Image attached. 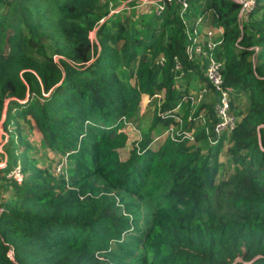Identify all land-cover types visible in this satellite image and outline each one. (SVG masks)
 Wrapping results in <instances>:
<instances>
[{
	"label": "trees",
	"instance_id": "trees-1",
	"mask_svg": "<svg viewBox=\"0 0 264 264\" xmlns=\"http://www.w3.org/2000/svg\"><path fill=\"white\" fill-rule=\"evenodd\" d=\"M128 1L0 0V125L8 135L0 264H264V0L242 26L233 0H162L160 17L151 10L138 23L110 15ZM206 15L224 30L223 89L235 91L233 104L245 99L247 111L215 144L197 126L194 143L167 139L153 149L176 116L187 127L189 112L206 108L217 121L219 93L204 78L208 103L193 106L187 95L189 33ZM162 91L164 102L153 100L152 120L141 126L142 96ZM21 121L68 157L69 182L40 169L25 138L10 135ZM125 123L141 139L123 159ZM17 165L22 184L7 177Z\"/></svg>",
	"mask_w": 264,
	"mask_h": 264
},
{
	"label": "built area",
	"instance_id": "built-area-1",
	"mask_svg": "<svg viewBox=\"0 0 264 264\" xmlns=\"http://www.w3.org/2000/svg\"><path fill=\"white\" fill-rule=\"evenodd\" d=\"M162 1V0H160ZM164 1V0H163ZM165 1H171V0H165ZM239 7V20L242 24L249 20V15L256 9L257 7V1L256 0H233ZM142 2V1H141ZM185 2V0H184ZM159 3V2H158ZM184 6L186 4L184 3ZM156 4H154V9L151 8V10H154L157 17H160L162 10L164 9L163 5H158V8L156 9ZM119 13V12H118ZM209 16V15H206ZM211 27H213L216 30L220 31V34L216 37H213L211 32L204 37L203 41H198L193 44L194 40V28L195 27H201L197 26L196 24L191 27V31L189 33V40L190 44L186 48V53L188 55V61H192L195 58H200L197 55H203L202 58L206 60V68H205V78L206 83L210 84L212 86V89L219 93L217 97V102L213 107V113L217 119V121L214 123L212 119L210 118V115L208 114V109L204 108L200 111H195L192 109L188 114V122L189 126L185 127L183 119L181 117L176 116L174 120V124H171L169 128L159 137L154 139L155 143L160 137L164 136L163 141H166L167 139H171V141L176 143H181L184 141L187 142H194L195 141V131L196 126L205 128L206 135L209 136V140L211 144H215L217 142L218 137L222 135H230L232 132H234L237 128V124L239 122L238 117L235 114V110L233 109L235 105L233 104V97L235 96V91L228 87L226 89H223V70L225 68V64L222 60H219L217 58V49L222 46L223 44V36H224V30L222 27H216L212 24H210ZM92 36V33H91ZM258 49H256L257 51ZM205 51V53H204ZM157 64L159 65H165L166 64V58L164 56H160L157 59ZM176 69L177 71L181 72V76H184V66L182 67V63L177 60L176 62ZM205 90L202 94L199 96L191 97L194 105H200L201 103H206L207 100H209L211 97H208L209 92L206 87H203L200 89V92ZM153 100H157V102L160 104L164 102L165 99V91H162L161 93H156L153 97H150ZM208 103V102H207ZM206 103V104H207ZM6 104V102H5ZM181 108V105H179L176 109H174V112L179 111ZM210 125H212V129H210ZM124 126H127L129 128L135 127L131 123H125ZM2 124L0 125V131H1ZM136 128V127H135ZM137 129V128H136ZM3 131V129H2ZM124 133H127L125 131H122ZM8 140V135L3 132ZM212 134L215 135V138L212 136ZM1 143V141H0ZM7 143V142H6ZM2 147V148H1ZM4 145H0V155L5 154L3 151ZM2 149V150H1ZM2 158V157H0ZM67 162L64 161V163L58 164L54 168H50V172L53 177L60 179L64 178L66 182H69V172L67 168ZM7 166V157L4 155V157L0 161V169H3ZM8 179L18 183L22 184L25 180V176L21 170V166L17 165L7 175ZM67 188H70L67 185ZM9 257H13V252H9Z\"/></svg>",
	"mask_w": 264,
	"mask_h": 264
},
{
	"label": "rangeland",
	"instance_id": "rangeland-1",
	"mask_svg": "<svg viewBox=\"0 0 264 264\" xmlns=\"http://www.w3.org/2000/svg\"><path fill=\"white\" fill-rule=\"evenodd\" d=\"M135 1L136 0H134L133 4L130 1L125 2L124 4H121L118 8L112 7L110 15L120 12L124 16H134L133 19L136 20L135 23H138L137 20L139 19V17L141 15H145L146 13H150L151 8L154 7V4H156L155 8L157 9L158 8L157 3L160 2V0H141L142 2H138V3ZM129 2H130V4H129ZM4 13H5L4 8H1L0 14L2 15ZM102 23H103V21H102ZM243 23H244V21H243ZM210 24H212L211 15L199 16L197 18L196 25L201 26V27L200 28L199 27L194 28L195 37L193 40V44L198 42V41H203L204 37L206 36V34L208 35L209 32H211L213 37H216L217 35L220 34V31L211 27ZM241 26H242V24H241ZM91 38L93 39V41L96 40L94 33H92ZM46 43L48 46V52L50 54H53L52 43L50 41H47ZM204 53H205V51H204ZM197 56L200 58H195L194 60L189 62L191 65V69H190L191 73H190L189 77L194 79V81L191 82V86L189 87V91L187 92V95L191 96V97L199 96L200 94H202L205 91V90H203L200 92V88L205 85V83L202 82L201 78H204V80H206V78H205L206 60L204 58H202L203 55H201V56L197 55ZM55 58L57 59V57H55ZM254 61H255V59H254ZM197 73H198V76L196 75ZM208 97H212V95L209 93ZM152 102H153L152 98L145 96V95L142 96V100H141L140 107H139V117L143 118L140 120L143 123V124H140L141 126H146L152 120V113L154 110V106L153 105L151 106ZM234 104L236 105V111H237V114L239 117L238 120H239L240 116L242 114H245L247 111V107H248L247 102L245 99H241L236 103L234 102ZM2 129L3 128L1 127V131H0L1 143H0V145L3 146L7 142V137L3 133L4 131H2ZM18 129L20 131H18ZM196 129H197V126H196ZM121 131H125L129 135V141L127 142V147L125 149L119 151L121 157L123 159H126L128 154H129V151L141 139V135H140V131L138 129H136L135 127L129 128L127 126H124L123 128H121ZM19 133L21 136H23L25 138L26 142L31 147L32 156L37 160L38 167L40 169H45V168L49 167V170H50V168H54L58 164L64 163V161L67 162V160H68L67 156L57 155L55 153V151H51V150H49L48 147H46L42 136L39 134V132L35 128H32L29 125H27L26 123L21 121L19 123V126L15 125L12 128L10 135L17 137ZM194 136H195V134H194ZM163 139H164V136L160 137L155 143L151 144V148H153V149L159 148L163 144V142H161V141H163ZM208 139H209V136H208ZM194 142H191V143L188 142V144H192ZM229 146L230 145H229L228 140L225 141L223 148H222V151L219 155V161L223 164H226L228 162ZM24 148H25L24 146H21V150H24ZM3 151H4V148H3ZM4 155L5 154H1L0 157L3 158ZM2 158H0V161ZM68 167H69V164L67 163V168ZM228 173H232V171H230ZM11 194H12V191H10L7 194V196H10Z\"/></svg>",
	"mask_w": 264,
	"mask_h": 264
},
{
	"label": "clouds",
	"instance_id": "clouds-1",
	"mask_svg": "<svg viewBox=\"0 0 264 264\" xmlns=\"http://www.w3.org/2000/svg\"><path fill=\"white\" fill-rule=\"evenodd\" d=\"M235 105V104H234Z\"/></svg>",
	"mask_w": 264,
	"mask_h": 264
},
{
	"label": "crops",
	"instance_id": "crops-1",
	"mask_svg": "<svg viewBox=\"0 0 264 264\" xmlns=\"http://www.w3.org/2000/svg\"><path fill=\"white\" fill-rule=\"evenodd\" d=\"M123 150V149H122Z\"/></svg>",
	"mask_w": 264,
	"mask_h": 264
}]
</instances>
